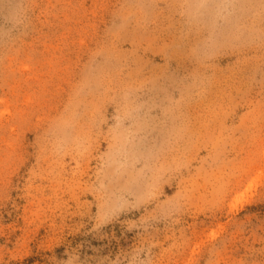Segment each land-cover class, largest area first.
I'll return each mask as SVG.
<instances>
[{
    "label": "rangeland",
    "instance_id": "obj_1",
    "mask_svg": "<svg viewBox=\"0 0 264 264\" xmlns=\"http://www.w3.org/2000/svg\"><path fill=\"white\" fill-rule=\"evenodd\" d=\"M0 264H264V0H0Z\"/></svg>",
    "mask_w": 264,
    "mask_h": 264
}]
</instances>
